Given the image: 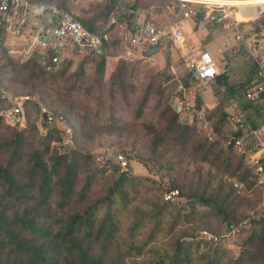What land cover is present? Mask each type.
Wrapping results in <instances>:
<instances>
[{"label": "trees", "instance_id": "16d2710c", "mask_svg": "<svg viewBox=\"0 0 264 264\" xmlns=\"http://www.w3.org/2000/svg\"><path fill=\"white\" fill-rule=\"evenodd\" d=\"M33 1L41 7L36 17H41L45 6L58 5L92 32L102 27L116 2L91 0L75 14L69 11L72 0ZM193 20H200V14ZM11 38L0 31V85L2 80L13 79L29 92H40L67 78L70 59L62 65L64 57L55 71L46 70L37 53L16 60L8 53ZM108 44L99 54L81 56L75 76H83V67L91 60L89 85L106 82L124 99L135 89L125 80L127 64L122 58L104 78ZM170 65L165 59L161 69L149 74L133 116L139 117L151 95L159 94L155 104L158 121L144 125L149 135L147 159L168 172L164 191L177 189L174 202L157 195L150 177L127 176L113 162L96 163L90 152L75 146L76 135L73 147L56 150L51 142L59 138L60 128L54 123L60 121L55 120L43 136L37 135L36 124L26 122L29 100L23 103L25 126H9L0 117V264H264V216L259 213L244 228L242 248L234 259L223 245L196 238L194 225L199 218L212 215L226 228L246 216L253 207L248 196L255 176L243 155H234L231 145L225 144L230 134L225 129L226 109L219 100L203 107L200 94L194 97L195 107L202 108L211 126L209 139L193 118L174 111L169 98L175 95L169 93L163 99L166 89L180 85L175 91L180 97L190 81L197 83L191 70L175 77L168 71ZM217 66L219 74L208 83L213 84L214 93L240 97L242 104L236 103L240 112H249L243 115L245 124L259 128L264 124V103L252 106L243 97L250 67L233 84L230 67ZM39 117L41 121L40 113ZM103 126L104 131L117 128L114 122ZM139 162L150 171L145 160ZM232 179L243 187L234 188Z\"/></svg>", "mask_w": 264, "mask_h": 264}, {"label": "built area", "instance_id": "2783aa9c", "mask_svg": "<svg viewBox=\"0 0 264 264\" xmlns=\"http://www.w3.org/2000/svg\"><path fill=\"white\" fill-rule=\"evenodd\" d=\"M117 0L105 25L96 32L87 30L67 10L58 5L45 6L41 17H35L29 22L32 13L41 12L40 5L33 0H0V31L12 38L18 39L27 31L28 35L24 44L12 48L8 52L17 53L23 58L33 53L38 54L39 63L48 71H55L59 62L67 52L83 56L99 54L103 45L109 41V25L114 21L113 11L120 8ZM128 1V0H124ZM131 1V0H130ZM175 3L179 17L167 26H158L150 21L132 20L128 25V40L131 44L148 48L159 41L170 39L173 41L186 69L191 70L198 88L207 85L220 72L217 63L209 52L203 48L190 47L183 39L181 22L194 19L200 14V19L218 25L224 31H230L229 40L232 44L225 46L224 50L217 49L218 55L224 59L240 57L250 61L251 73L243 91V97L250 105L264 103V0H170ZM131 10V9H129ZM132 12V10H131ZM229 69V68H227ZM30 96L15 95L0 87V117L3 122L12 127H23L25 116L23 103ZM173 108L176 113L186 114L195 120L196 125L211 136V126L204 118L201 109L195 107L194 98L174 99ZM226 123L229 126L230 137L225 141L243 158L247 167L254 174V187L260 190V201L250 209L246 216L236 224L228 225L223 231L215 233L209 229L197 231L196 238L210 245L221 244L226 249H239L240 245L235 236L240 235L255 213L264 216V163L260 152L261 147L250 148L251 138L257 139V129L245 124L244 117L238 105L234 102L226 107ZM41 122L46 127H52L55 120L62 122L60 115L57 117L45 105L39 106ZM239 131L240 134L234 136ZM59 145L62 149L73 146V133L69 126L63 129ZM99 163L113 162L121 171H126L129 162L125 155L119 151L101 150L96 155ZM236 189L243 187L241 182L231 180ZM178 194L177 189L164 191L162 198L173 201Z\"/></svg>", "mask_w": 264, "mask_h": 264}, {"label": "rangeland", "instance_id": "374dc122", "mask_svg": "<svg viewBox=\"0 0 264 264\" xmlns=\"http://www.w3.org/2000/svg\"><path fill=\"white\" fill-rule=\"evenodd\" d=\"M132 2L133 0H122L120 2V8L112 13L114 21L109 25L108 29V45L110 47L107 52L118 56L117 58L121 57L126 59L127 65L124 77L127 83L132 84L135 89L134 92L128 93L126 98L123 99V96L116 90H111V87H109L106 82H103L100 85H89L90 79L88 74L91 73V65L83 67V76H75L76 67L78 66L77 61L81 56L74 54L77 56L76 57L69 54L72 52H67L62 61V65H65L68 59L71 60V66L68 69L67 78L58 80L52 86L44 88L40 92H29L30 90L28 87L22 86L19 82L13 79L2 80L0 87L2 86L4 90L15 95L30 96L25 108L26 122L36 124V134L39 136H43L48 129L52 128H48L41 123L39 117L40 105L48 107V109L56 116H63L62 122L54 123L60 128L58 140L51 142V145H53L56 150H62V147L59 145L60 138L63 134V129L66 126H69L72 129L73 136L75 137L76 135L75 146L82 151L90 152L96 163H99L96 160V155L101 150L122 151L125 156L127 155L126 159L129 162V166L126 170L127 176L140 174L150 177L153 181V187L157 189V195H162V192L166 189L169 182L167 177L168 172L163 168H159L157 164L147 159L149 135L144 128L145 124H156L158 121V110L155 109V104L160 97L158 96L159 94L151 95L150 100L147 102L139 117L134 118L133 110L135 109L149 74L161 69L162 65H164V60L160 59L162 52L164 54V49L169 48L168 53L172 52L170 60L168 57L166 60L169 64L174 66L173 70L170 68L168 70L173 76L180 77L181 75H186L187 70L180 56L178 57L179 53L172 40L165 39V41H169V44L167 45L164 41L162 45L163 48L161 47L162 49L160 48L153 53L154 57L160 59L159 64H157L156 60L145 61L144 59L146 57L141 56L139 52H136L134 55L133 51L138 50L139 45L131 44L128 40V25L133 19L135 20L136 14L134 13L137 9L142 8L141 13H143L144 17L147 15L146 18H143L144 21L152 22L149 15L150 13H153V17L155 18L156 16L155 19L158 21H153L156 25V23H159L158 18L164 20L165 17V15L160 12H162V10H168L169 15H171L173 7L175 8V3L170 0H137L136 8L131 12L129 6ZM88 3L89 0H72L69 2V11L78 14L79 9L85 8ZM35 17L36 15L32 13L29 17V22H32ZM178 17L179 15L177 14V18ZM184 21H187V24L189 21H191V23L187 25L186 23L184 24ZM184 21H182L180 25L184 40L186 41L196 31V34L201 35L198 38L200 46L201 43H206L203 49L209 52L217 64H223L224 59L218 55L217 49L224 50L225 46L232 44L229 40L230 31H224L220 26L202 19L198 21L193 20V22L192 19ZM30 26L31 24L29 23L27 26L28 29ZM27 31L21 38L16 39L15 42L12 43L11 46H13V48H18L24 43L20 41H24L28 34ZM113 43L115 44L114 46L111 45ZM10 56L19 61L26 59L17 53H13ZM225 61L228 65L234 63L228 71V75L231 77L233 84H236L246 76V69L247 66H250V61L244 60L240 57H236L234 60L226 59ZM108 74L109 73H106L104 70L105 79L108 77ZM69 85H72V88L67 90ZM179 88L180 85L164 90L165 96L163 99H165L166 95L169 93L175 95L172 96L173 98H169L172 105L174 99L183 100L184 98H194L195 95L199 93L203 107H210L217 100L221 102L223 107H226L232 102L237 103L238 105L242 104L240 97L233 96L232 98H229L224 92L215 94L213 84H207L198 88L197 83L190 81L180 97L175 93ZM243 113V115H246L249 112H247L246 109H243ZM113 122L116 123L117 128H110V131L103 130V125L113 124ZM225 129H228L227 131H229L230 128L228 124H225ZM261 139L264 141V135H262ZM258 146L259 145L256 144V141L254 142L251 138L250 148L253 150ZM233 154L238 155L237 152H233ZM139 159L145 160V164L150 171L141 165ZM192 164L193 163L189 164L187 167L191 169ZM181 169H183V166ZM260 197V190L257 187H254L248 196L250 207H255L260 201ZM177 199H174V201H177ZM196 223L198 224L196 226L194 225L196 230L205 228L221 232L225 229L224 224L212 215H207L203 219L199 218ZM245 235L246 233L243 231L240 235L235 236L239 245L241 239ZM241 248L242 247L239 249ZM239 249L233 248L232 250H228L231 259L236 257L240 251Z\"/></svg>", "mask_w": 264, "mask_h": 264}, {"label": "crops", "instance_id": "0c3cea01", "mask_svg": "<svg viewBox=\"0 0 264 264\" xmlns=\"http://www.w3.org/2000/svg\"><path fill=\"white\" fill-rule=\"evenodd\" d=\"M89 1H91V0H89ZM117 1V0H116ZM136 2H137V0L135 1V4H134V8H136ZM116 3V2H115ZM132 5V4H131ZM131 5L129 6L130 8H131ZM134 8L132 7L131 8V10L132 11H134ZM138 8V7H137ZM142 8H139V9H137L136 10V12L134 13V14H136L135 15V19L136 20H138L139 22L140 21H143L144 19L143 18H146V16L147 15H145V17H144V15H143V13H141L142 11ZM172 12V14L171 15H169V13H168V10H162V12H160V13H163L164 15H165V17H164V20H162L161 18H158V20H159V23L157 24L156 23V25H158V26H167L168 24H170L172 21H175L176 19H178L177 18V14L179 15V12L178 11H176V9L173 7V11H171ZM153 13H150V20L152 21V23H153V21L154 22H158L155 18H156V16H155V18L153 17L154 15H152ZM108 17H109V15L107 16V18H106V20H105V22H104V24L102 25V27L105 25V23L107 22V19H108ZM187 20H189V19H187ZM168 23H167V22ZM192 22H193V20H192ZM187 24V21H184V24ZM191 23V21H189V23L187 24V25H189ZM154 24V23H153ZM101 27V28H102ZM27 29H28V27H27ZM183 36V35H182ZM201 35L200 34H196V31L192 34V36L190 37V38H188L185 42H186V44L188 45V46H190V47H199V48H204L205 47V45H206V43H201V46H200V44H199V40H198V38L200 37ZM21 38V37H20ZM12 39V38H11ZM19 39V38H18ZM183 39H184V37H183ZM15 38H13L12 40H11V45H12V43H14L15 42ZM165 41V39L164 40H162V43H161V46H159V49L162 47V45H163V42ZM166 43H167V45L169 44V41H165ZM9 46L8 47V51L10 50V49H12L13 48V46ZM139 48H138V50H135V51H133V53H134V55L136 54V52H139L140 54H142V52L146 49V48H144L143 46H138ZM163 48V47H162ZM161 48V49H162ZM165 51H164V54H163V52H162V55H161V60H164V62H165V59L168 57V59L170 60V56L172 55V52L171 53H168V50H169V48L167 49H164ZM171 50V49H170ZM10 55L11 54H13L12 52H8ZM69 54H72L73 56H76V55H74L73 53H69ZM142 56V55H141ZM77 57V56H76ZM118 56H116V55H114V54H112V53H110V52H108V54L107 55H105V57H104V70H105V72L106 73H110L111 72V70L113 69V67L115 66V64H116V62H117V58ZM178 57H179V55H178ZM81 58H84V57H80L79 59H81ZM121 58V57H120ZM123 59V58H122ZM160 59H158V58H156V57H154L153 56V54H151V55H149V56H147L144 60L145 61H148V60H150V61H155L156 60V62H157V64H159V60ZM123 60H125L126 61V59L124 58ZM144 61V62H145ZM127 62V61H126ZM87 63V65L89 64V65H91L92 64V62H91V60H89V61H87L86 62ZM163 66V65H162ZM161 68V67H160ZM170 69L171 70H173L174 69V66L173 65H170ZM257 139H256V144L257 145H259V147H261L262 148V150H261V152H260V155H261V157H262V159L264 158V141H262V139H261V137H262V135H264V124H262V125H260L259 126V128H257ZM264 163V162H263Z\"/></svg>", "mask_w": 264, "mask_h": 264}, {"label": "water", "instance_id": "95a60500", "mask_svg": "<svg viewBox=\"0 0 264 264\" xmlns=\"http://www.w3.org/2000/svg\"><path fill=\"white\" fill-rule=\"evenodd\" d=\"M158 50H159V45H158V44H154V45L148 47L147 49H145V50L142 52L141 55H142L143 57H147V56H149V55L155 53V52L158 51Z\"/></svg>", "mask_w": 264, "mask_h": 264}]
</instances>
